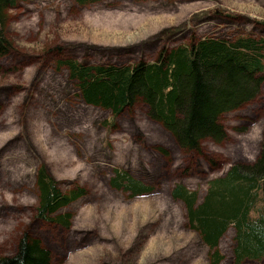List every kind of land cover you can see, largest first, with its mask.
<instances>
[{
    "label": "rangeland",
    "instance_id": "374dc122",
    "mask_svg": "<svg viewBox=\"0 0 264 264\" xmlns=\"http://www.w3.org/2000/svg\"><path fill=\"white\" fill-rule=\"evenodd\" d=\"M11 51L0 56V258L25 234L50 249L53 264H208L188 227L179 184L203 196L210 181L256 160L264 131V86L221 116L228 136L199 150L181 148L141 100L112 122L86 104L60 60L92 65L152 62L161 52L209 36L264 37V0H21L8 11ZM46 165L69 191L86 194L64 209L65 228L37 217L36 173ZM124 168L153 186L132 198L110 181ZM236 231L221 240L234 257ZM241 264H264L246 260Z\"/></svg>",
    "mask_w": 264,
    "mask_h": 264
},
{
    "label": "trees",
    "instance_id": "16d2710c",
    "mask_svg": "<svg viewBox=\"0 0 264 264\" xmlns=\"http://www.w3.org/2000/svg\"><path fill=\"white\" fill-rule=\"evenodd\" d=\"M21 0H0V56L11 51L6 32L8 11ZM103 0H76L87 5ZM69 71L83 101L108 110L114 120L138 100L148 115L164 125L185 150H199L204 140L220 143L228 132L222 114L252 102L264 86V37L234 39L209 36L161 52L152 62L89 64L75 59L60 60ZM111 185L140 197L153 191L124 168H116ZM39 191L37 217L70 228L72 214L64 209L86 194L74 185L69 191L46 165L36 173ZM172 196L184 204L188 227L208 250V264H222L221 240L234 228L238 264L264 258V131L260 152L251 163L232 165L226 174L210 181L203 196L182 184ZM0 264H53V256L40 239L25 234L16 252L0 258Z\"/></svg>",
    "mask_w": 264,
    "mask_h": 264
}]
</instances>
